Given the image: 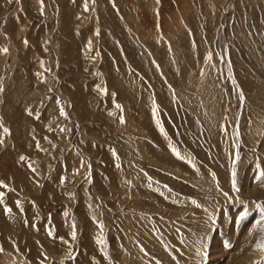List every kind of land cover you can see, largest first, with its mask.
I'll return each mask as SVG.
<instances>
[{
	"label": "rangeland",
	"instance_id": "rangeland-1",
	"mask_svg": "<svg viewBox=\"0 0 264 264\" xmlns=\"http://www.w3.org/2000/svg\"><path fill=\"white\" fill-rule=\"evenodd\" d=\"M0 264H264V0H0Z\"/></svg>",
	"mask_w": 264,
	"mask_h": 264
},
{
	"label": "snow or ice",
	"instance_id": "snow-or-ice-1",
	"mask_svg": "<svg viewBox=\"0 0 264 264\" xmlns=\"http://www.w3.org/2000/svg\"><path fill=\"white\" fill-rule=\"evenodd\" d=\"M177 155H179V154L177 153ZM9 211H10V209H9ZM73 236H75V233H73Z\"/></svg>",
	"mask_w": 264,
	"mask_h": 264
}]
</instances>
